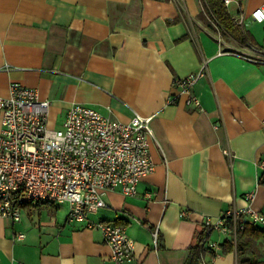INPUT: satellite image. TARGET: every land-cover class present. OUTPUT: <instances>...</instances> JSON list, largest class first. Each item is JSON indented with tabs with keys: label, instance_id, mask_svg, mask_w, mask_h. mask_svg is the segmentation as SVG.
Instances as JSON below:
<instances>
[{
	"label": "crops",
	"instance_id": "obj_1",
	"mask_svg": "<svg viewBox=\"0 0 264 264\" xmlns=\"http://www.w3.org/2000/svg\"><path fill=\"white\" fill-rule=\"evenodd\" d=\"M262 3L241 0L246 23ZM247 25L245 42L257 44ZM245 42L222 34L200 0H0V97L12 83L36 90L49 129L74 104L122 123L149 118L154 171L135 196L106 190L88 213L125 228L124 264H186L201 238L218 247H203L198 264H264V224L244 215L239 255H219L236 240L211 229L227 212L264 216V66L238 56ZM200 71L196 107L173 83ZM69 209L39 202L18 222L0 218V264H112L101 232L69 222Z\"/></svg>",
	"mask_w": 264,
	"mask_h": 264
},
{
	"label": "built area",
	"instance_id": "obj_2",
	"mask_svg": "<svg viewBox=\"0 0 264 264\" xmlns=\"http://www.w3.org/2000/svg\"><path fill=\"white\" fill-rule=\"evenodd\" d=\"M232 23L245 27L241 0H222ZM252 23L264 24V3L250 14ZM238 56L264 66V42L245 43ZM202 71L174 80L173 87L187 94L186 103L199 107L192 88ZM49 102L34 89L12 83L9 96L0 97V218L20 220L21 208L33 203L69 204V222L97 228L110 247L112 264L133 259V241L122 225L88 220L91 208H102V192L119 190L135 196L138 183L155 168L149 152V118L135 114L128 123L102 116L94 109L74 104L59 128L49 129ZM264 130V120L261 122ZM229 155L228 150L223 151ZM264 182V158L256 163ZM264 224V216L247 209L227 212L211 229L231 232L233 240L248 221ZM230 221V226L226 223ZM22 239L23 235H18ZM203 247L217 244L202 241ZM21 264V263H18Z\"/></svg>",
	"mask_w": 264,
	"mask_h": 264
},
{
	"label": "trees",
	"instance_id": "obj_3",
	"mask_svg": "<svg viewBox=\"0 0 264 264\" xmlns=\"http://www.w3.org/2000/svg\"><path fill=\"white\" fill-rule=\"evenodd\" d=\"M203 6V13L212 19L213 24L221 31L222 34H228L241 43L245 42V32L242 28L235 26L230 16L224 7L222 0H200ZM210 26V25H209ZM246 43V42H245ZM239 232L236 236L235 246L232 243H224L221 246V252L219 255H225L231 252L233 249L237 254H241L245 251L247 244L242 243V235ZM203 238L199 239L198 242L189 248V254L186 264H198L203 254ZM240 264H255L254 262L242 261Z\"/></svg>",
	"mask_w": 264,
	"mask_h": 264
},
{
	"label": "rangeland",
	"instance_id": "obj_4",
	"mask_svg": "<svg viewBox=\"0 0 264 264\" xmlns=\"http://www.w3.org/2000/svg\"><path fill=\"white\" fill-rule=\"evenodd\" d=\"M247 29L255 36L258 45L264 42V24L248 23Z\"/></svg>",
	"mask_w": 264,
	"mask_h": 264
}]
</instances>
